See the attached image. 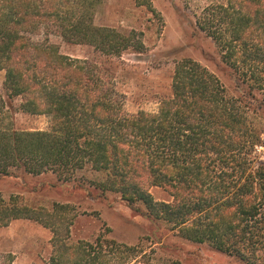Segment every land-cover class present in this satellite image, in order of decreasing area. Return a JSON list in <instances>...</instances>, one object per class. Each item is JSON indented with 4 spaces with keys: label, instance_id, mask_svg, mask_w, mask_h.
<instances>
[{
    "label": "trees",
    "instance_id": "trees-1",
    "mask_svg": "<svg viewBox=\"0 0 264 264\" xmlns=\"http://www.w3.org/2000/svg\"><path fill=\"white\" fill-rule=\"evenodd\" d=\"M101 2L0 0L7 96L20 97L24 113L50 121L47 131L0 126V177L52 172L89 197L116 194L150 222L156 242L126 244L109 237V229L75 239L73 223L63 228L40 221L14 197L0 201V227L29 219L50 229L48 264H155L152 245L168 233L241 264H264V163L255 155L264 135V0H217L197 18L236 81V95L207 67L183 59L171 95L155 111L137 114L125 111V95L102 64L64 55L50 42L56 35L107 57L142 53L136 31L95 24ZM84 171L97 176L90 186L77 178ZM154 187L171 200H155ZM13 262L0 254V264Z\"/></svg>",
    "mask_w": 264,
    "mask_h": 264
},
{
    "label": "rangeland",
    "instance_id": "rangeland-1",
    "mask_svg": "<svg viewBox=\"0 0 264 264\" xmlns=\"http://www.w3.org/2000/svg\"><path fill=\"white\" fill-rule=\"evenodd\" d=\"M217 0H102L95 13L99 27L119 31H136L144 43L142 53L129 49L119 57L102 56L86 45L65 43L56 35L50 42L59 46L64 55L97 61L115 77L117 89L125 95V111H155L159 102L171 95L175 66L183 59H193L213 72L229 95H236V81L222 63L212 39L201 32L197 18L204 8ZM42 40L43 36H34ZM6 72L0 71V126L18 131H47L50 121L21 110L22 99H9L4 88ZM264 135L255 149L259 162L264 163ZM18 173L22 171L18 170ZM89 186L97 176L91 171L77 174ZM75 182H63L52 172L39 176L0 177V201L14 197L21 205L30 207L40 221L57 223L65 228L73 223L75 239H92L99 233L111 231L109 237L135 245L140 240L156 242L151 236L150 222L133 212L116 194L108 199L92 198L74 187ZM157 201L171 197L160 188L151 189ZM159 238L162 236H158ZM157 239V238H156ZM52 232L29 219L11 221L0 227V254L13 257V264H48L52 253ZM162 244L155 249V264L173 259L181 264H241L207 244L186 242L173 233L163 235ZM170 245L169 248L163 246ZM147 249L148 245L146 244Z\"/></svg>",
    "mask_w": 264,
    "mask_h": 264
},
{
    "label": "built area",
    "instance_id": "built-area-1",
    "mask_svg": "<svg viewBox=\"0 0 264 264\" xmlns=\"http://www.w3.org/2000/svg\"><path fill=\"white\" fill-rule=\"evenodd\" d=\"M263 149H264V147H261V148H260V149H258V150L260 151V150H263Z\"/></svg>",
    "mask_w": 264,
    "mask_h": 264
}]
</instances>
